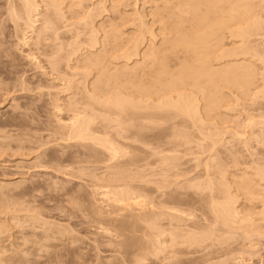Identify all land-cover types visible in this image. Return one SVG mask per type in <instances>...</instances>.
Here are the masks:
<instances>
[{
	"label": "bare ground",
	"instance_id": "1",
	"mask_svg": "<svg viewBox=\"0 0 264 264\" xmlns=\"http://www.w3.org/2000/svg\"><path fill=\"white\" fill-rule=\"evenodd\" d=\"M88 1L0 0V37L28 46L17 53L40 70V87L49 82L44 95H71L61 106L67 121L57 117L60 98L50 102L52 131L84 150L85 165L104 164V178L89 181L107 198L86 194L94 221L118 239L129 264H187L190 252L218 239V226L264 237V140L251 145L246 135L236 148L230 140L239 129L228 130L238 125L233 115L248 120L240 137L255 130L249 113L264 118V0H148V9L132 11L123 0ZM20 75L15 87L30 90ZM235 192L251 208L261 205L258 221L238 216ZM40 242L30 243L42 250Z\"/></svg>",
	"mask_w": 264,
	"mask_h": 264
},
{
	"label": "rangeland",
	"instance_id": "2",
	"mask_svg": "<svg viewBox=\"0 0 264 264\" xmlns=\"http://www.w3.org/2000/svg\"><path fill=\"white\" fill-rule=\"evenodd\" d=\"M95 1L97 0H89L88 4L94 3ZM104 1H105L104 4L108 6L109 0H104ZM123 1L128 2L129 7L127 8L129 11H132L131 9L134 8L141 10V9H146L145 7H147L148 9L149 5L151 6V3L148 0H144V1L123 0ZM133 1L137 2L136 5L135 2ZM148 2L149 4H147ZM134 5L136 7H134ZM123 9L121 10L123 11ZM1 12H3L2 7H0V13ZM31 33L32 32L30 31L26 34L27 38L25 40L26 43L29 44V47L31 43L30 37L33 34ZM2 37H0V46L3 44L2 47H0V153H1L0 154V233H1L0 234V255H1L0 264H9V263L14 264L15 262L16 264H129L128 253L118 243L117 241L118 239L116 240L115 236L112 235L111 233L104 232V227H103L104 224H101L96 220L94 221V218L91 215L90 210L87 209L88 207H85V205L88 206V204L91 201L89 197L87 198L86 194L88 193V195L91 196L90 192L92 193V191L94 190L92 189L93 188L92 186H95V183L93 182L94 183L93 184L89 180L92 179L93 175L94 176L96 175V177L98 176L97 178L100 179H102V176L104 178V174H103L104 164L102 165V164L94 163L95 164L94 165L87 162L90 165L89 166L88 164L85 165L86 161L83 162V160L86 159V157L82 154L84 153L83 152L84 150L83 149L81 150L80 147L75 146L74 144L73 145L69 144V142L66 143V141L63 139L64 137L60 139L61 138L60 135L57 137V134L55 135L53 133V131L55 130L53 126L54 123L52 122V116L50 114L51 113L50 110L52 109L50 107L51 106L50 102L54 100L56 96L60 98L59 99L60 101L58 103L61 104L59 106L62 109H59L60 111L57 112V117L61 116L60 118H63L62 120L67 121L66 119H68L69 116L67 115L68 117L65 119L66 111L63 110V107L61 106H63L64 104L62 103L64 102V98L67 99V97H70L71 95L70 96L44 95L45 92L51 91V89H49L50 85H48L49 82L42 80V82H40V84H42L41 85L42 88H41L38 83L39 82L38 80L40 79L39 76L40 70L38 71L37 69L34 68V66L31 64L32 63L31 60L26 59L27 60L26 61L25 58H23L24 57L23 55L27 54L26 51L28 48L26 47L28 46H26L23 49L19 47L25 52L24 54L22 51L23 53L22 55V53L19 51L17 53V50L21 51V49L11 48L12 46H14V44L12 43L16 42L14 37H10V38L7 37L6 32L2 34ZM8 42L10 43L8 44ZM8 45L9 46L11 45V47H9ZM4 46L9 47L10 49ZM19 53H21V55ZM11 54L12 55L15 54V55L12 56ZM40 65H39L40 67H42L43 65L44 68L46 64L41 62ZM45 71L48 72V69ZM15 74H17L15 76L17 78H14ZM20 74L24 75V77L22 76L23 78L21 77V81L23 80L24 82H26L27 87H30V90L26 89L27 91L24 90L21 91L19 89L21 87L16 88L19 83L17 84L16 83L17 81L15 79H18L19 82V77L21 76ZM31 77L32 79L33 78L34 79L32 80ZM30 79L31 81H29ZM37 86L40 87L39 90L41 91V93L37 88H35ZM5 87L9 90L6 91ZM11 88H15V90L18 89V91H15L14 89ZM249 115L254 117V119L252 120H254V123L256 124V125L254 124L255 130H253L252 127V129H250L251 130L250 133L249 132L250 130L246 129L247 130V131L245 130L246 134H244L243 137L239 136L240 133L242 135L244 132L241 123L245 125L247 124L245 122L248 120H245L246 118L244 116L240 118L233 115V117L231 118V120L238 125H236L237 127H235V125L233 124L234 127L232 125L233 128L231 127L228 130L239 129L236 130L239 131V133L237 132L238 133L237 139L235 140L236 136H234V139L230 138L231 144H233L236 148H240L243 146L242 144H240L241 142L238 141V139L240 138L239 140H241L242 138L243 140L246 137V135H249L247 136V139H249V141L252 142V143L249 142L251 145L259 146V144L257 145L255 143L264 140V133H263L264 127L263 124L262 125L260 124L261 123L260 121H264L263 120L264 118H260V116L259 118H257L258 115L256 112L249 113ZM238 118L239 120H236ZM256 120H258L260 123ZM48 127L50 128V130ZM256 128L258 129L256 130ZM260 132L263 134H261ZM253 135L254 137H252ZM258 138L260 140H258ZM252 139L255 140L254 141L255 143L252 141ZM75 162L77 164L79 163V165H77ZM83 163L85 166L83 168L84 170L82 169ZM61 166L63 167V169ZM85 168H87L86 169V171L88 170L87 172L85 171ZM81 170L82 172H84V174L88 173L85 177L83 176L84 178L81 175H79L82 173ZM231 172H233V169L231 170ZM180 177L181 176H176V177L170 176L169 180L171 179L172 182L178 181L177 183L181 182L183 184L184 177H181L182 179ZM154 178L156 179V177ZM158 178L163 179V177L160 175L157 176V179ZM98 187H97L98 189L95 188L94 191L98 192L99 194L96 193L97 197L94 198L97 199V200L95 199L96 201L99 200L104 201V199L107 198V196L103 195L102 193L104 192L103 191L104 188L103 186H99V185ZM237 193H238L237 195L236 192L235 194L234 193L233 194L234 196L236 195L234 197V200L236 201L235 209L236 211H238L237 212L238 216L243 217L247 213L246 215L250 214L249 216L254 218L255 220L258 219V217H260L259 215H261L260 212L262 210L260 209L261 205L256 204L255 206L252 207L254 209H252L251 206H249L244 201L243 195L241 194L240 196V193L239 192ZM235 198L236 199L239 198V199L236 200ZM75 200H77V202ZM79 201L81 202L79 203ZM101 201H99V203ZM244 205L246 206L248 205L247 207H249V210L248 208H246V206L244 207ZM79 207L80 208L84 207L87 210V212L84 208L80 209ZM184 212L188 214L189 211L185 210ZM195 213L197 214V211ZM252 213L256 215L253 216L254 214ZM199 214L197 215L199 216L201 222L203 216ZM203 219H202V224L204 222L206 223L207 221L206 220L203 222ZM163 222H164L163 226H165L166 222L165 221ZM207 223L206 225L209 224ZM262 224L264 225V222ZM165 227L168 226L166 225ZM169 227L171 228V226ZM170 228L165 229L164 227H162L163 230H167ZM195 230H197L195 232L199 231V229H195ZM215 230H216L215 232L218 234V239L215 238V241L213 242L216 244V248L214 247L215 244L212 245L213 243H211L210 246V242H207V244L209 243L208 244L209 249L205 248L206 251L205 249H202V251L205 253H203L200 250L198 252L196 251V253L189 251L192 254L191 257H189L190 253L188 254V257H185L187 258L186 260L190 258L189 261H187L188 262L187 264H225V263L226 264H264L263 236H261V238L258 237L260 239L259 240L257 237L253 236L252 234L251 235L249 234L250 237L248 236L246 237L247 239H242L243 237H240L242 233L241 230H236L237 232L236 231L229 232L230 234L226 229L225 230L221 229V227L219 226ZM166 233L164 232V236ZM233 233L235 234L233 235ZM166 236H169V234H166ZM231 237L232 239L231 241H229L230 240L229 238ZM167 238H164L163 241H166ZM219 238L221 241L219 240ZM225 239L227 240L228 243H225L226 241ZM38 240L41 241L40 244H43L42 246H45L44 249L42 248L41 250V246L36 248V246L30 243L31 241L39 242ZM42 240L43 242L44 241L45 242L43 243ZM236 240H238L239 242L237 241L238 242L237 243ZM219 241L220 243L224 242L225 245L227 244L226 248L225 245H223L224 243L220 244ZM234 241L235 243H233ZM230 242L232 244H230ZM166 243L168 242H165L164 244ZM212 254L215 256H213ZM17 260L19 262H17ZM150 261L151 260L147 261L146 263L149 264L151 263Z\"/></svg>",
	"mask_w": 264,
	"mask_h": 264
}]
</instances>
